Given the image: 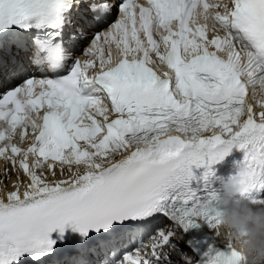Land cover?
Listing matches in <instances>:
<instances>
[{"label": "snow or ice", "instance_id": "6c2138e0", "mask_svg": "<svg viewBox=\"0 0 264 264\" xmlns=\"http://www.w3.org/2000/svg\"><path fill=\"white\" fill-rule=\"evenodd\" d=\"M257 86L264 0H0V264H172L177 229L220 238L213 166L233 148L239 197L264 205Z\"/></svg>", "mask_w": 264, "mask_h": 264}, {"label": "clouds", "instance_id": "9594fccd", "mask_svg": "<svg viewBox=\"0 0 264 264\" xmlns=\"http://www.w3.org/2000/svg\"><path fill=\"white\" fill-rule=\"evenodd\" d=\"M246 176L247 168L240 167L238 174L219 181L216 204L220 223L216 231L244 257L243 264H264V205L253 207L237 199Z\"/></svg>", "mask_w": 264, "mask_h": 264}, {"label": "rangeland", "instance_id": "374dc122", "mask_svg": "<svg viewBox=\"0 0 264 264\" xmlns=\"http://www.w3.org/2000/svg\"><path fill=\"white\" fill-rule=\"evenodd\" d=\"M189 260V255H184L183 257H182V259H181V261L183 262V263H185L186 261H188Z\"/></svg>", "mask_w": 264, "mask_h": 264}, {"label": "bare ground", "instance_id": "6f19581e", "mask_svg": "<svg viewBox=\"0 0 264 264\" xmlns=\"http://www.w3.org/2000/svg\"><path fill=\"white\" fill-rule=\"evenodd\" d=\"M12 179H13V177H12ZM9 182H11V180H9ZM175 259H177V258H175Z\"/></svg>", "mask_w": 264, "mask_h": 264}]
</instances>
